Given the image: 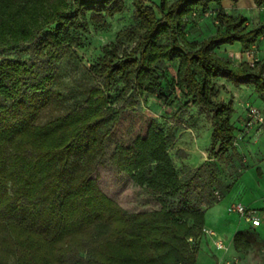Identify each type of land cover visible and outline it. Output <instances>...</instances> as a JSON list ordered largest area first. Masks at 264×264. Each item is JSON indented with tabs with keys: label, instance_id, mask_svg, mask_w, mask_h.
I'll return each instance as SVG.
<instances>
[{
	"label": "trees",
	"instance_id": "1",
	"mask_svg": "<svg viewBox=\"0 0 264 264\" xmlns=\"http://www.w3.org/2000/svg\"><path fill=\"white\" fill-rule=\"evenodd\" d=\"M71 1L0 0V264H195L188 240L202 236L216 192L229 190L215 161L245 168L234 146L233 103L212 102L215 80L250 85L264 101V65H236L217 49H249L264 36V21L248 29L222 0H130L133 24L101 48L79 98L40 123L62 100L53 90L55 63L83 46L90 23L105 29L126 8L125 0ZM212 12L213 33L188 39L189 20ZM169 63L176 64L170 83ZM163 83L213 121V161L184 178L168 153L174 135L136 109L143 96L166 97ZM104 164L157 196L160 209L129 213L101 193L96 173ZM256 238L239 231L233 245L247 249Z\"/></svg>",
	"mask_w": 264,
	"mask_h": 264
},
{
	"label": "rangeland",
	"instance_id": "2",
	"mask_svg": "<svg viewBox=\"0 0 264 264\" xmlns=\"http://www.w3.org/2000/svg\"><path fill=\"white\" fill-rule=\"evenodd\" d=\"M153 1L157 3L159 0ZM125 7L124 12L107 19L108 26L105 29L90 23L88 30L81 33L83 46L80 48H69V50L66 51L67 53L55 63L56 69L54 73L53 90L60 95V100H62L59 105L55 104L42 113L39 120L40 123L48 121L58 113L65 112L72 100L79 98L80 90H84L88 84L87 70L91 64L95 63L97 58L102 55L101 48L114 40L115 34L119 30L125 29V27L133 24L131 19L132 7L130 0H125ZM262 8H264V4L260 6V9ZM41 17L43 18V15ZM254 20L255 21L252 23L253 26L260 24L256 19ZM215 26L216 21L213 18L212 12L210 15L207 14L200 18L193 17V19L189 20V26L185 28V31L188 39L197 40L213 33ZM125 45L127 46L130 44L126 43ZM227 51L226 53H229L228 55L230 58L236 57L235 60H239L240 63H243L244 61L241 59L242 54L251 58L254 51V44L249 49L242 48L238 50L239 53H236V56L232 53V49ZM245 63L250 66L256 65L255 60L252 59L250 62L248 61ZM164 72L168 83H170L176 78V64H167ZM222 80H215V88L219 91L217 95L213 96L212 102L227 103V101L231 99L233 111L230 113L229 117L235 125V142H238L243 139V136L250 132L249 129H252L248 128L246 125L247 108H262L264 106H262L261 98L257 96L250 85L241 84L242 86L239 88L240 86L235 87L228 81ZM163 89L166 97L143 96L139 99L136 109L138 112L144 113V115L158 121L164 130L174 135L167 146L168 153L175 163L178 176L184 178L187 171L193 170L201 165L202 162L213 161L212 155L209 154L213 121L210 114L193 104L191 98L184 96L182 91L174 89L169 92L166 89L165 83H163ZM248 138L249 144L256 149L257 147L255 146L257 145L254 144V141H256L257 138H254V136ZM216 150L217 147L214 152ZM215 162L217 163L219 170L218 174L221 177L223 186L230 184V181L233 180V178L237 176L238 171H240L239 167H237L238 169L236 171L231 165H227L218 160ZM235 164L238 165L237 162H235ZM96 175L97 184L101 193H104L125 211L131 213L160 209L161 205L157 196L148 194L142 187L138 186L132 178H129V176L123 172H119L117 168L109 164H104L98 167ZM218 195L220 198L224 196L214 205H217L219 201L222 203L220 208L225 217V223L220 226L217 224V234L222 237L224 246H226L227 241H231L234 234L233 233L231 236L228 233L229 230L231 231L234 227H239V229L243 230L248 227V224L247 221L237 213L228 212L226 210L227 202L236 195L235 192L228 194L226 191L222 196L219 193ZM201 207H203V205ZM204 237L205 236L202 235L199 239L190 242V247L197 249L195 264L223 263L218 259V254L214 246H212L210 241L206 244L205 239H203ZM247 264L251 263L247 262Z\"/></svg>",
	"mask_w": 264,
	"mask_h": 264
},
{
	"label": "crops",
	"instance_id": "3",
	"mask_svg": "<svg viewBox=\"0 0 264 264\" xmlns=\"http://www.w3.org/2000/svg\"><path fill=\"white\" fill-rule=\"evenodd\" d=\"M221 3V6L226 13L233 16L241 14L245 17V24L248 29L252 28V23L255 21L254 19H256L257 22L264 21V8L260 9V7H257L251 0H238L235 3H232L229 0H222ZM230 49H232V53L236 56V53H239L238 50H241L242 48L238 43L232 45L225 44L220 46L217 49V52L221 57L232 60L236 65H240V61L235 60L236 57L230 58L228 55L229 53H226V51ZM241 59L244 62H250L252 59L255 60L257 66L264 65V36L259 37L254 43V51L251 58L242 54ZM241 86L239 88H241ZM261 102L262 106H264V101L261 100ZM261 109H264V107ZM249 130L250 132L243 136V139L234 143V146H236L243 159L245 168L238 171L237 176L230 181V184H228L229 190L227 193L231 194L232 192H235L236 195L227 202V211L232 203H241L248 208L257 211H264V125H257ZM253 136L254 138L258 137L256 141H254V144L257 145L255 146L257 147L256 149H254L247 140L249 139L248 137ZM222 197L219 200H221ZM214 204L207 207L203 215V227L210 229L214 234H204L203 236L205 237L203 239H205L206 244L210 241L212 246H214L218 254V259L223 262L221 264H247V262H250L251 264H264V218L260 220V224L256 227L251 226V224L247 222L248 227H246V229L257 234V238L249 244L250 246H248L247 249H237L233 245L234 235L239 231H246V229L241 230L239 227H234L231 231L229 230L228 233L231 236L233 233L234 234L232 240L227 241L225 249H217L215 244L218 241H221L224 246L222 237L217 234V224L218 226L224 225L225 217L220 208L222 203L219 201L217 205ZM215 259L217 260L216 257Z\"/></svg>",
	"mask_w": 264,
	"mask_h": 264
},
{
	"label": "built area",
	"instance_id": "4",
	"mask_svg": "<svg viewBox=\"0 0 264 264\" xmlns=\"http://www.w3.org/2000/svg\"><path fill=\"white\" fill-rule=\"evenodd\" d=\"M247 117V127L253 128L257 125L262 126L264 125V113H262L261 109L256 107H248L246 112ZM216 194H218L216 192ZM229 212H235L240 217H243L245 221L249 222L251 226L256 227L260 224V220L264 218V211H257L252 208H248L247 206H244L241 203H232L231 206L228 208ZM202 235H213L214 232H212L208 228H202L201 230ZM189 242H193L192 238H189ZM215 246L220 249H225V246H223L221 241H218Z\"/></svg>",
	"mask_w": 264,
	"mask_h": 264
}]
</instances>
